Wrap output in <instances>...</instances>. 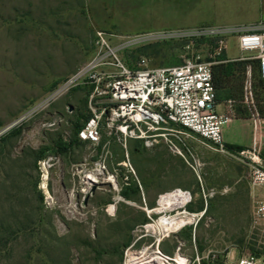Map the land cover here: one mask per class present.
Instances as JSON below:
<instances>
[{
  "label": "rangeland",
  "instance_id": "1",
  "mask_svg": "<svg viewBox=\"0 0 264 264\" xmlns=\"http://www.w3.org/2000/svg\"><path fill=\"white\" fill-rule=\"evenodd\" d=\"M254 8L264 22V0H0V264H128L129 254L156 247L175 264L264 260V229L252 223L264 194L250 187L249 171L237 160L200 140L188 141L185 158L108 131L99 145L76 141L91 115L90 91L81 87L18 122L89 61L97 31L114 45L130 43L121 56L131 68L143 58L150 68L178 66L192 53L211 62L210 40L191 46L143 37L248 27ZM252 57L231 37L222 59L247 58L253 75ZM218 103L235 116L224 140L249 148L252 111L244 102ZM262 128L264 159V119ZM61 141L74 145L60 153ZM178 215L193 222L161 242L148 232Z\"/></svg>",
  "mask_w": 264,
  "mask_h": 264
},
{
  "label": "built area",
  "instance_id": "2",
  "mask_svg": "<svg viewBox=\"0 0 264 264\" xmlns=\"http://www.w3.org/2000/svg\"><path fill=\"white\" fill-rule=\"evenodd\" d=\"M231 37L237 39L240 51L253 53L252 59L257 61L264 79V23L248 27L187 28L145 35L143 39H186L191 46L203 39L214 43L211 62L192 53L178 66L156 68L148 67L145 58L136 68L129 67L121 52L130 43L114 45L105 33L97 31L94 54L89 61L49 91L18 122L70 90L86 88L90 91L91 115L78 132L80 141L99 145L102 133L108 131L110 135H119L125 143L141 141L147 149L164 146L172 154L185 158L191 150L188 141L200 140L209 149L245 165L250 187L261 189L264 194L263 118L256 110L251 66L246 70L243 102L252 111V144L243 150L229 149L223 137L224 127L235 116L230 110H218L213 66L234 61L219 60L227 52ZM227 104L231 106L232 101ZM53 125L55 123L49 124ZM45 164L41 165L42 172ZM252 221L253 226L264 229V195L256 200ZM226 264H264V260L249 255Z\"/></svg>",
  "mask_w": 264,
  "mask_h": 264
},
{
  "label": "trees",
  "instance_id": "3",
  "mask_svg": "<svg viewBox=\"0 0 264 264\" xmlns=\"http://www.w3.org/2000/svg\"><path fill=\"white\" fill-rule=\"evenodd\" d=\"M219 60H223L222 57ZM255 67L252 75L253 82V92L255 96L256 110L259 113L260 117L264 119V79L261 77L257 61L253 62ZM247 62L238 61V62H228L221 63L219 65L213 66V82L217 93L218 101H238L243 103V86L244 79L247 70ZM256 73V80L254 82V76ZM59 83H56L49 91L53 90L58 86ZM241 115H244L241 113ZM89 118V117H88ZM87 118V120H88ZM82 127H79L75 134L76 141H80L78 138V132ZM74 142L66 143L59 142L55 145V150L64 153L67 152L74 144ZM73 144V145H72ZM229 149L243 150L244 147L228 145ZM46 151V149H43ZM42 151V153H43ZM134 193L139 194V188L136 186L134 188ZM122 196L128 200H131V193L123 191ZM202 210V208L200 209Z\"/></svg>",
  "mask_w": 264,
  "mask_h": 264
},
{
  "label": "bare ground",
  "instance_id": "4",
  "mask_svg": "<svg viewBox=\"0 0 264 264\" xmlns=\"http://www.w3.org/2000/svg\"><path fill=\"white\" fill-rule=\"evenodd\" d=\"M43 167L44 180L46 181L47 178V168ZM193 219L191 216H175L173 218L168 219L167 221L155 225L152 229H149V233L158 236V242H161L163 237H166L170 233L178 230L182 226L186 224H191ZM175 264L173 260L166 257L161 251L159 247H156L154 250L151 251L149 248L143 249L139 253H131L128 255V264ZM179 264V263H176Z\"/></svg>",
  "mask_w": 264,
  "mask_h": 264
},
{
  "label": "crops",
  "instance_id": "5",
  "mask_svg": "<svg viewBox=\"0 0 264 264\" xmlns=\"http://www.w3.org/2000/svg\"><path fill=\"white\" fill-rule=\"evenodd\" d=\"M249 5V4H248ZM258 8V7H257ZM257 8L255 9L254 8V10H252V11H254V15H252L251 16V19H250V21L248 22V24H249V26L250 25H255V24H258V23H264L263 22V20L260 18V16L257 14ZM231 27H233V26H231ZM226 142V141H225ZM228 145H235L236 146V144H234V143H230V142H226Z\"/></svg>",
  "mask_w": 264,
  "mask_h": 264
},
{
  "label": "water",
  "instance_id": "6",
  "mask_svg": "<svg viewBox=\"0 0 264 264\" xmlns=\"http://www.w3.org/2000/svg\"><path fill=\"white\" fill-rule=\"evenodd\" d=\"M95 188H96V186L95 185H93V188L91 189V193H93L94 191H95ZM87 198H89V195H88V197Z\"/></svg>",
  "mask_w": 264,
  "mask_h": 264
}]
</instances>
